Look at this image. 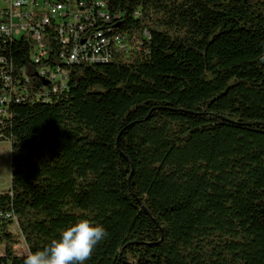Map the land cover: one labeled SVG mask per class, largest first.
<instances>
[{
	"label": "trees",
	"instance_id": "trees-1",
	"mask_svg": "<svg viewBox=\"0 0 264 264\" xmlns=\"http://www.w3.org/2000/svg\"><path fill=\"white\" fill-rule=\"evenodd\" d=\"M105 2L139 50L69 66L51 100H34L30 38L0 37V96L18 98L0 117V264L80 219L107 231L85 264H264V0Z\"/></svg>",
	"mask_w": 264,
	"mask_h": 264
},
{
	"label": "built area",
	"instance_id": "built-area-1",
	"mask_svg": "<svg viewBox=\"0 0 264 264\" xmlns=\"http://www.w3.org/2000/svg\"><path fill=\"white\" fill-rule=\"evenodd\" d=\"M110 22L105 0H0V37L13 40L27 36L33 42L31 58L35 64H41L36 76L45 85L41 92L34 93L37 102L64 92L69 66L103 64V60H110L114 53L128 54L139 50L138 38L114 33ZM51 26L55 28V39L61 46L59 61L54 64L48 62L49 47L42 42L43 32ZM23 78L29 82L25 74ZM0 82L4 86L3 92L11 86V78L5 70L0 74ZM15 94L12 91L0 96V117L7 116L4 106L18 99ZM2 218L11 219L12 230H17L18 222L14 215L6 214ZM15 249L21 254L27 251L24 242Z\"/></svg>",
	"mask_w": 264,
	"mask_h": 264
},
{
	"label": "clouds",
	"instance_id": "clouds-1",
	"mask_svg": "<svg viewBox=\"0 0 264 264\" xmlns=\"http://www.w3.org/2000/svg\"><path fill=\"white\" fill-rule=\"evenodd\" d=\"M106 236L107 231L102 225L90 219H80L46 247L26 251L23 264H85Z\"/></svg>",
	"mask_w": 264,
	"mask_h": 264
},
{
	"label": "rangeland",
	"instance_id": "rangeland-1",
	"mask_svg": "<svg viewBox=\"0 0 264 264\" xmlns=\"http://www.w3.org/2000/svg\"><path fill=\"white\" fill-rule=\"evenodd\" d=\"M11 144L0 138V191L10 187Z\"/></svg>",
	"mask_w": 264,
	"mask_h": 264
},
{
	"label": "water",
	"instance_id": "water-1",
	"mask_svg": "<svg viewBox=\"0 0 264 264\" xmlns=\"http://www.w3.org/2000/svg\"><path fill=\"white\" fill-rule=\"evenodd\" d=\"M160 232H162V231L160 230Z\"/></svg>",
	"mask_w": 264,
	"mask_h": 264
}]
</instances>
